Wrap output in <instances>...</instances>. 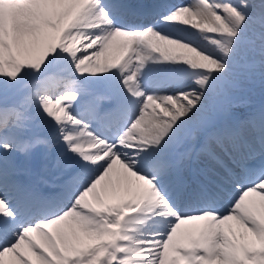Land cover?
Listing matches in <instances>:
<instances>
[{"label": "snow or ice", "instance_id": "6c2138e0", "mask_svg": "<svg viewBox=\"0 0 264 264\" xmlns=\"http://www.w3.org/2000/svg\"><path fill=\"white\" fill-rule=\"evenodd\" d=\"M264 0H0V264H264Z\"/></svg>", "mask_w": 264, "mask_h": 264}]
</instances>
